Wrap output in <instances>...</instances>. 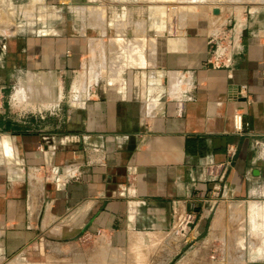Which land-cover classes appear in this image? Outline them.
<instances>
[{
    "label": "crops",
    "instance_id": "0c3cea01",
    "mask_svg": "<svg viewBox=\"0 0 264 264\" xmlns=\"http://www.w3.org/2000/svg\"><path fill=\"white\" fill-rule=\"evenodd\" d=\"M228 1L241 4L228 21L240 34L228 65L208 63L202 26L168 36L163 59L140 65L128 89L95 83L63 103L55 76L57 91L29 112L0 100V264L43 237H94L117 250L152 238L172 258L216 241L218 258L264 264V0ZM18 40L9 51L25 63L0 58L8 75L26 67L69 77L88 50L65 38ZM24 86L19 76L15 99ZM237 111L251 133L233 131Z\"/></svg>",
    "mask_w": 264,
    "mask_h": 264
},
{
    "label": "rangeland",
    "instance_id": "374dc122",
    "mask_svg": "<svg viewBox=\"0 0 264 264\" xmlns=\"http://www.w3.org/2000/svg\"><path fill=\"white\" fill-rule=\"evenodd\" d=\"M141 5L146 10L153 7V16L149 17V11L141 15L133 10ZM121 6L124 10L118 13L117 9ZM240 6V3L228 0H0V58L4 62L12 55L17 56L15 60H20L24 65V54L18 57V53L9 51V48H14L18 38L21 45L27 38H65L67 43L80 41L88 48L82 66L69 77H62L51 69L26 71V67H11L12 74L8 75L7 67L1 68L0 86L3 85V88H0V100L15 113L23 108L29 112L32 106H36V101L41 100V93L43 96L48 92L50 94L51 88L57 91L53 83L55 76L60 80V88L62 86L63 103L68 100L75 104L77 100L74 97L77 99L80 93H87L95 83L100 87L104 83L120 87V82H123L128 89L132 87L129 77L137 74L140 65L149 69V65L156 64L159 53V58L163 59L164 41L168 36L194 34L202 26L211 36L234 24V19L228 22L229 17L239 15ZM214 8L218 9L217 13L213 11ZM131 37L143 42L135 46L129 44L127 49H118L115 41L121 42ZM181 42V39H168L166 44L168 47L171 44L180 45ZM98 43L100 47H97ZM134 57H141L146 63H139ZM19 76L24 78L26 87H22L24 90L19 87L17 95L22 90L25 96L15 99L13 94ZM100 242L94 237L74 242H57L43 237L33 244L31 252L18 254L5 264L245 263L242 259L218 258L216 241L205 243L203 247L198 244L176 258L171 257L173 253L169 247H159L152 238L139 246L118 250Z\"/></svg>",
    "mask_w": 264,
    "mask_h": 264
},
{
    "label": "built area",
    "instance_id": "2783aa9c",
    "mask_svg": "<svg viewBox=\"0 0 264 264\" xmlns=\"http://www.w3.org/2000/svg\"><path fill=\"white\" fill-rule=\"evenodd\" d=\"M240 34L237 31L235 23L226 27L224 31L210 36V57L208 63L213 66H225L231 61L233 54L239 48ZM1 96V94H0ZM232 127L235 133H251L248 131L249 122L246 121L242 111L234 112L232 115ZM191 221L186 222V225ZM177 232V230H175Z\"/></svg>",
    "mask_w": 264,
    "mask_h": 264
},
{
    "label": "bare ground",
    "instance_id": "6f19581e",
    "mask_svg": "<svg viewBox=\"0 0 264 264\" xmlns=\"http://www.w3.org/2000/svg\"><path fill=\"white\" fill-rule=\"evenodd\" d=\"M144 7H145V6H142V5H141L140 8H138V9H136V10L133 9V10L136 11V13H139V12H140L141 15H142V13L149 11V14H150L149 17H150V16L152 17V16H153V13L151 14V11H154L155 9H153V7H152V8L150 7V9L146 10L147 8H144ZM139 9H140L141 11H140ZM219 9H220V7H219ZM123 10H124V7H122V6H121L120 8L117 9L118 13H119V12L122 13ZM93 11H94V10H93ZM117 11H116V12H117ZM93 13H94V12H93ZM124 13H125V12H124ZM136 17H137V16H136ZM3 28H4V27H3ZM13 32H14V31H13ZM13 32H12V33H13ZM96 38H97V37H96ZM97 39H98V38H97ZM119 39H120V38H119ZM125 39H126V38H125ZM125 39H123V40H125ZM92 40H93V39H92ZM92 40H91V41H92ZM116 40H117V39H116ZM121 40H122V39H121ZM93 41H94V40H93ZM95 41H96V40H95ZM100 41H101V40H100ZM118 41H119V40H118ZM98 42H99V39H98ZM142 42H143V41H142ZM142 42H141V43H142ZM90 43H91V42H90ZM92 43H93V42H92ZM92 43H91V44H92ZM96 43H97V41H96ZM112 43H113V42H112ZM138 43L141 44L140 41H139L137 38H135V37H134V38H132V37H131V38H128V39H126L125 41H121V42H116V41H115V44L118 45V47H119L118 49H120V48H121V49H124V48L127 49L128 46H129V44L135 46V45H138ZM131 45H130V46H131ZM101 46H102V45H101ZM97 47H100V43H98V46H97ZM114 48L116 49L115 46H114ZM134 58H136L135 60H136L137 62H139V63H146L144 60H142L141 57H140V58H138V57H134ZM140 61H141V62H140ZM132 62H134V61H132ZM128 64H129V63H128ZM113 68H114V67H113ZM114 74H115V73H114ZM172 78H175V77H172ZM109 81H110V80H109ZM20 88H22V87H20ZM22 90H24V88H22ZM22 90H21V91H22ZM21 91H20V92H21ZM215 229H216V227H214V229L212 228V231L215 232ZM260 232H261V231H260Z\"/></svg>",
    "mask_w": 264,
    "mask_h": 264
},
{
    "label": "water",
    "instance_id": "95a60500",
    "mask_svg": "<svg viewBox=\"0 0 264 264\" xmlns=\"http://www.w3.org/2000/svg\"><path fill=\"white\" fill-rule=\"evenodd\" d=\"M215 13H217L218 12V9L217 8H214V10H213Z\"/></svg>",
    "mask_w": 264,
    "mask_h": 264
}]
</instances>
